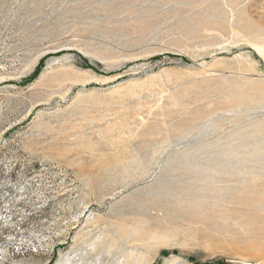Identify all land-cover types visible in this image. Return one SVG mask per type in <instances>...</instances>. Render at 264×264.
I'll return each instance as SVG.
<instances>
[{
	"label": "rangeland",
	"instance_id": "1",
	"mask_svg": "<svg viewBox=\"0 0 264 264\" xmlns=\"http://www.w3.org/2000/svg\"><path fill=\"white\" fill-rule=\"evenodd\" d=\"M0 264H264V0H0Z\"/></svg>",
	"mask_w": 264,
	"mask_h": 264
},
{
	"label": "trees",
	"instance_id": "2",
	"mask_svg": "<svg viewBox=\"0 0 264 264\" xmlns=\"http://www.w3.org/2000/svg\"><path fill=\"white\" fill-rule=\"evenodd\" d=\"M39 69H40V67H39V65L36 67V69H35V71H34V75H37L38 73H39Z\"/></svg>",
	"mask_w": 264,
	"mask_h": 264
}]
</instances>
